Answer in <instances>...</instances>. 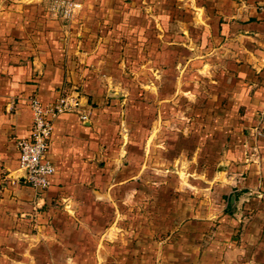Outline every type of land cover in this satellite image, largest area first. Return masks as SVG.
<instances>
[{
  "label": "rangeland",
  "instance_id": "rangeland-1",
  "mask_svg": "<svg viewBox=\"0 0 264 264\" xmlns=\"http://www.w3.org/2000/svg\"><path fill=\"white\" fill-rule=\"evenodd\" d=\"M212 16L208 0H0V120L36 97L14 70L51 60L95 121L86 163L51 187L1 168L0 264H97L105 232L151 258L192 243L203 264H264V115ZM1 128L0 151L18 138Z\"/></svg>",
  "mask_w": 264,
  "mask_h": 264
},
{
  "label": "crops",
  "instance_id": "crops-1",
  "mask_svg": "<svg viewBox=\"0 0 264 264\" xmlns=\"http://www.w3.org/2000/svg\"><path fill=\"white\" fill-rule=\"evenodd\" d=\"M208 2L212 17L217 16L218 20L222 16L224 18L222 27L225 32L226 59L229 60V66L232 67L235 76L245 84L242 87L243 101L248 108L260 109L264 115V0H208ZM218 24L217 21L216 29L219 28ZM45 68L44 76L31 74L24 66L14 70L19 79H30L31 82H25L22 85L26 94H34L43 104L55 100L61 92L59 87H62L64 71L51 60H47ZM17 85L20 87V83ZM243 95H246V100ZM81 101L82 109L88 113L91 107H88L85 97L82 96ZM91 112L94 113V109ZM31 122L32 112L28 105L27 108L16 107L14 112L4 114L0 120L2 125L0 127L3 130L7 129L9 133H15L16 137H25L29 134ZM94 122V118L81 121L75 112L59 114L54 118L47 157L55 171L49 187L52 186L63 167L71 169L86 163L83 152H86L84 148L93 146L95 134L91 131L95 128ZM14 145V140H10L7 146L5 145L6 148L3 146L4 149L0 151V170L6 168L10 171L9 174L14 173L17 165V150ZM88 161L87 164H89ZM114 235L106 232L101 235L97 250V264H203L201 260L199 261V257L196 261L195 253L198 252L199 247L192 243L173 249L163 247L156 253V258H151L148 248L140 251L136 243L133 247H130L131 245L122 247L113 243L109 245L108 241L117 239ZM182 249L185 252H182ZM73 251V248L71 250L66 248L67 253H73ZM111 254L117 256L116 259L111 260L112 262L109 257Z\"/></svg>",
  "mask_w": 264,
  "mask_h": 264
},
{
  "label": "built area",
  "instance_id": "built-area-1",
  "mask_svg": "<svg viewBox=\"0 0 264 264\" xmlns=\"http://www.w3.org/2000/svg\"><path fill=\"white\" fill-rule=\"evenodd\" d=\"M29 106L32 122L28 136L15 140L17 165L12 183H23L36 190H45L51 184L54 167L47 157L54 118L63 113L75 112L81 121L87 120L78 92L61 91L55 100L43 104L31 97Z\"/></svg>",
  "mask_w": 264,
  "mask_h": 264
}]
</instances>
